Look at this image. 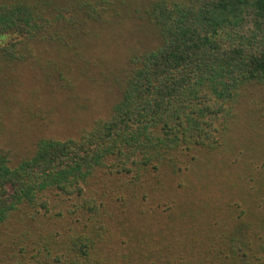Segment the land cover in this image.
<instances>
[{
    "label": "trees",
    "instance_id": "obj_1",
    "mask_svg": "<svg viewBox=\"0 0 264 264\" xmlns=\"http://www.w3.org/2000/svg\"><path fill=\"white\" fill-rule=\"evenodd\" d=\"M105 3L0 0V58L24 61L37 43L63 42L67 34L80 35L90 25L124 16ZM135 11L158 44L128 60L120 99L110 115L94 120L75 139L38 141L33 154L15 167L0 160V236L17 219L31 224L46 223V215L61 218L64 208L54 210L51 191L74 199L73 207L85 215L83 227L50 262L40 259L37 249L31 254L21 246H26L27 234L17 242V251L2 239L0 264H102L107 256L100 253L109 241L106 217L100 214L106 195L86 189L94 175L105 166L115 167L137 181L149 165L156 172L172 167L184 149L214 147L218 126L239 91L264 84V0H151ZM96 219L99 225L93 227ZM191 240L187 246L180 234L168 240L163 247L173 246L175 255L164 264L244 263L236 262V249L229 252L233 246L217 237L215 245ZM187 248L189 256L181 258Z\"/></svg>",
    "mask_w": 264,
    "mask_h": 264
},
{
    "label": "rangeland",
    "instance_id": "obj_2",
    "mask_svg": "<svg viewBox=\"0 0 264 264\" xmlns=\"http://www.w3.org/2000/svg\"><path fill=\"white\" fill-rule=\"evenodd\" d=\"M150 1L106 0L105 6L114 4L125 17L114 15L80 35H65L63 42L37 43L24 61L0 58V160L15 167L33 154L38 141L75 139L94 120L110 115L128 60L158 44L135 11ZM222 121L214 147L184 149L170 168L156 172L149 165L137 181L115 167L94 175L86 189L106 195L100 214L109 241L100 253L107 256L102 264H164L175 254L173 246H163L177 234L185 246L191 237L215 245L217 237L233 246L229 252L236 249V262L264 264V84L244 86ZM49 195L56 212L64 208L61 218L46 215V223L31 224L17 219L0 241L7 239L17 251L27 234L21 246L31 254L37 249L49 262L61 252L83 227L85 215L73 207V198ZM121 217L125 221L117 222ZM91 223L99 225L97 219ZM186 255L189 248L181 258Z\"/></svg>",
    "mask_w": 264,
    "mask_h": 264
}]
</instances>
